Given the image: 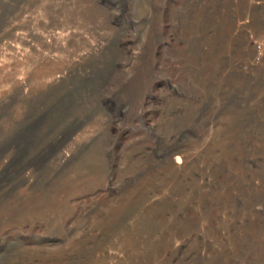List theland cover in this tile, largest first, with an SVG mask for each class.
<instances>
[{"label":"rangeland","instance_id":"obj_1","mask_svg":"<svg viewBox=\"0 0 264 264\" xmlns=\"http://www.w3.org/2000/svg\"><path fill=\"white\" fill-rule=\"evenodd\" d=\"M0 264H264V0H0Z\"/></svg>","mask_w":264,"mask_h":264},{"label":"bare ground","instance_id":"obj_2","mask_svg":"<svg viewBox=\"0 0 264 264\" xmlns=\"http://www.w3.org/2000/svg\"><path fill=\"white\" fill-rule=\"evenodd\" d=\"M179 159V158H178Z\"/></svg>","mask_w":264,"mask_h":264}]
</instances>
